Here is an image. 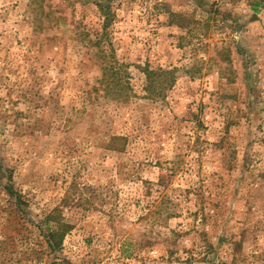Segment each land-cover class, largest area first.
Masks as SVG:
<instances>
[{"label": "rangeland", "instance_id": "obj_1", "mask_svg": "<svg viewBox=\"0 0 264 264\" xmlns=\"http://www.w3.org/2000/svg\"><path fill=\"white\" fill-rule=\"evenodd\" d=\"M93 1L0 0V264H264V0Z\"/></svg>", "mask_w": 264, "mask_h": 264}, {"label": "trees", "instance_id": "obj_2", "mask_svg": "<svg viewBox=\"0 0 264 264\" xmlns=\"http://www.w3.org/2000/svg\"><path fill=\"white\" fill-rule=\"evenodd\" d=\"M29 9L33 15V23L39 24L43 21H46L50 25H57L59 21L63 20L61 15L55 16V11L52 9V5L49 3V0H26ZM70 1V0H63ZM113 0H94L93 4L97 8L101 18H102V33L101 38L96 39V41H89L94 48H97L99 52L105 53L104 46L102 45V37L107 38L106 32L111 26L114 13L111 10V3ZM57 13V12H56ZM173 17L174 15L171 14ZM101 60V78L98 81L99 87H101L103 93L107 97L113 98L114 96L123 97V100H126L128 97V91L130 87L127 82V75L124 72L123 65L117 63L113 57V51L110 50V53L105 56L104 54L99 57ZM143 73L146 77V91L153 96H161V92L164 89L170 88L174 82L173 71H162L156 70L152 71L148 68L143 69ZM111 141L123 142L122 137H112ZM51 240H54L53 234H50Z\"/></svg>", "mask_w": 264, "mask_h": 264}]
</instances>
